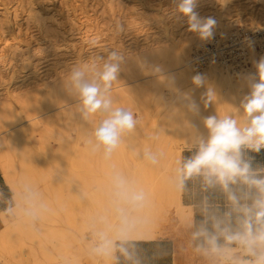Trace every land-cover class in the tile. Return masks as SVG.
<instances>
[{"label":"bare ground","instance_id":"6f19581e","mask_svg":"<svg viewBox=\"0 0 264 264\" xmlns=\"http://www.w3.org/2000/svg\"><path fill=\"white\" fill-rule=\"evenodd\" d=\"M100 1L102 2V4H99L101 10L98 15L95 12L92 13L94 11L93 10L91 14L90 11L86 12V14L84 13L85 16H83L82 18H75L69 14H67L66 17H63L58 13V10L55 11L54 9H48V6H35L32 3L28 4V18L26 19L27 25H30L31 28L35 29V36H38L40 40L36 41V39L33 38V35L31 36L33 38V41H30L32 39H29V41L18 40L10 46L6 53H0V76L1 70L4 71L6 67L7 70L9 69V71H12L14 70L13 68L18 64L25 67L27 66L26 68H29L28 65L30 66L31 64V68L29 69V71H31V74H33L35 78H38V69H40L39 67H41V65H38V62L42 60H44L46 63H48V61H51L54 64L63 62L64 64H66L65 69L63 70L64 73L70 67L68 66V62L74 64L78 61L87 60V58L83 59L82 57L84 50V47H82L83 38L92 35L95 30H98L101 27L100 29L104 28L106 32L111 34H118L119 32L121 34H124L123 39H126L127 42L126 48H123L125 41L123 42V40L121 39L117 42L118 45L115 50L124 52L128 56V60L123 66V68H128L126 69L127 71L131 68L136 69L134 67H136L135 65H137V71L134 72L133 69L132 71L136 73L137 76L142 75V72L144 74V71H142L140 67V61L142 60L146 61L149 65H159L163 70H165V68L167 69L168 67L174 68L170 70V72H167L165 74H169L175 78L176 88L178 85L185 86L180 90L181 92L192 91L194 89V85H192L191 83L192 77L196 74H202L206 78L208 84L215 90L216 94L211 97V105L205 108L203 94L205 93L206 89L200 88L194 90L193 95L201 106V115L207 116L218 114L222 116L224 114H235L236 116H239L243 119V115L241 112L237 111V107L240 100L243 98L241 95H244L249 91L245 81V77L249 74L255 73L254 63L258 61L255 56L260 55V58L264 57V54H261L264 52V0H228V3L226 5H222L219 0H198L196 11L199 13V15L201 17H204L201 14H203L204 12H208L211 15L210 17L215 18L217 21V25L214 30V37L211 39L213 41V50H208L206 48V45L202 47V44L207 41H201L195 33L188 31L186 18L176 19L171 15L172 9L175 6L173 0H147L148 4L133 3L136 2L135 0ZM234 4H243L246 8H248L250 14L248 20L242 21V19H240L242 15V9L239 11L240 13H236L235 15L232 14L230 10ZM204 8L210 10H204ZM121 20H123L124 29L119 28V26L121 25ZM1 24V27L5 25L4 27L7 28L9 26L7 22ZM114 26H116L117 29H115ZM247 26H251L253 29H261L260 31H256L258 33H251V40H255L254 43L257 42L256 39L258 35H263V38L261 39V42H259L260 44L258 46L248 44L249 40L236 42V40L238 39L237 36H235L237 35V29ZM229 33H233V35L228 36ZM38 43L42 46L38 45ZM196 47H200L201 49H198L195 53L194 51ZM191 52H194L193 56H191ZM44 55H46L45 58H42L41 60H38V58L36 59V57H41ZM250 58L252 59V61ZM45 59L48 60L46 61ZM247 60H250L253 63V67L246 69L240 68L248 67L245 66L247 63H244V65L242 64V62H247ZM33 61L35 64L33 63ZM205 62L206 66L202 67L204 66ZM226 62L230 64H227ZM195 65L197 66V69L194 68ZM231 66L240 68L241 70H234L232 73L233 75H231L227 70L228 68H231ZM199 67L202 68L199 70ZM13 72L14 71H12V73ZM125 75L126 73L124 74V76ZM136 75L135 77H137ZM234 75H237V81L234 80ZM57 76L58 75L55 74V72L51 74H45L41 79L37 80L38 82H36V84L34 85V87H36L35 92L39 93L40 96L44 93L47 94L48 92L45 91H49L50 89H52L53 83L58 79ZM3 77L5 78L6 76ZM53 78L55 79L53 80ZM122 79L123 80L120 79L121 81L115 82V84L118 86L114 85L115 88L113 87L115 89V92L112 93L113 99L126 100L128 98L129 100H131V95H136L138 93L141 94V92L144 93L145 90L141 92H139V90L137 92L134 89L130 88L132 84H135V81L131 82V79L129 78L130 82H125L127 81V79ZM10 80L12 79H9V81ZM161 80H163V78H161ZM123 81L125 82V84H123ZM141 81L144 80L142 79ZM57 82L60 83V85H56L58 87L57 91L53 89V94H50V92L48 93V95L50 94L52 96L45 99L44 102L41 101L44 103V106H46V108L55 106L58 102L64 100L66 101L70 99L71 101V99H75L63 88L61 77L59 80H57ZM120 82L122 83L120 84ZM158 82H160V80H157V84ZM154 84H156V82H154ZM154 84L152 85V83H150V87H157V85ZM147 85H149L148 82ZM162 85L163 83H161V85L159 86ZM134 87L136 89V86ZM29 88L31 87L24 85L22 87L16 86V88L13 87V89H11L8 83L4 86L3 91L5 92L0 93V175H2L5 184L12 192V201L17 202L19 200L20 181H25L30 184L33 182H37L38 185L39 182H41L42 185L44 183V180L46 181L47 179L49 180H47L48 184L50 183V181H52L53 178L49 177V175H53L54 173L56 174L57 172H55V169L53 174H51V171V173L48 175L49 172H46L47 168L45 169L43 165L46 160L52 161L54 165H58V161H65V164L66 162L68 163L67 167L69 165H73V167L75 168L77 165L82 163V161L83 163H85L86 158L85 154H82L78 151L79 149H77L78 147L77 145H75V143H73V141L68 140L66 137H62L61 134V141L59 146L62 148V152L60 150L59 154H53L52 150H48L52 151V154L50 155H47V150L45 154L38 152V150H40L41 148H43V151L45 150L44 148L46 147L48 141V137L46 135L50 131V128L48 131V127H52V124L50 125V123L46 122V119H39L41 116L43 117L46 115H43L45 114L43 113L40 114V116L38 115L39 109L37 110V112L33 109V107H38L37 105L40 104L39 98V102L36 101L38 103L37 105L31 104L33 102L34 104H36L35 101L29 103L30 97L29 94H27V89ZM170 92L173 91L170 90ZM39 94L36 96L39 97ZM46 94L43 96H46ZM161 95L162 94H160V96ZM142 96L141 98H143ZM133 97L134 98H132V100L136 99L137 95L136 97ZM138 98L139 97H137V99ZM161 98L163 100V96ZM161 98H158V101H160L159 99ZM175 101L176 93L173 92L172 97L169 99V102L167 103V100L165 101V109L163 108V111H159V113L157 111V113H155L154 115L151 114V116L145 118L146 125L141 126V128L139 127L140 129L138 130L136 128L132 134L128 135L110 160H105L103 158V155L101 158L102 162L100 160V162L102 163V167L104 166L106 169H110L112 166H119L122 160L124 161V158H129V160H131V167L128 165V167H130V171L126 172L130 173H128L129 175H127L135 182L137 187L143 188L149 194L150 207L144 213V215H146L148 218V222L141 228L137 240L149 241L154 240L159 236H164L165 234L159 228L160 223H162L163 221H174L180 226V228H186L187 219L192 215L191 208L184 206L181 202L182 192L175 190L171 182L175 174V162L181 158L182 149L191 148V139L194 131L189 127L188 121L184 117L183 113L171 109L174 106ZM123 102L126 103V101ZM75 103L76 105L73 106L72 104L73 107L71 106L72 109L69 110L67 109L68 106H66V103L65 107L67 110H65L67 112L63 111V114L60 113L62 114V116L58 115L59 107L57 106V116H59L60 118H66L65 121H67L68 119V121L71 122L72 117H77L79 115V113L77 112V102L75 101ZM68 104H70V102ZM40 107L42 109V106ZM48 111L51 112L50 109ZM144 112H142L141 114H144ZM59 117H57V120H59ZM93 118L90 120V122L94 120ZM191 119L199 122V118ZM24 120H26L27 126L25 125L24 127L26 128H21L23 127L21 121ZM49 120L51 122L50 118ZM75 121L76 120H74L73 122ZM95 122L96 121L94 120L93 123ZM239 122L241 124L243 123V121L241 120ZM82 127L83 126L74 127V129L75 132H77L79 135L84 136L86 134H84V132L87 131L85 129L84 131ZM52 128L55 129L54 127ZM68 129L70 128H67L66 130ZM41 130L43 131L40 132ZM53 131L55 130H52V132ZM85 141L87 149L91 148V146L87 142L88 139H86ZM145 149H150L152 152L162 154L160 155L159 163L157 165H152L143 159L142 154ZM69 150H71V152L73 151L71 155L66 154ZM56 153H58V151ZM66 157L67 160H65ZM125 160L127 161V159ZM49 161L46 163L48 164ZM47 164L45 165L47 166ZM59 164L61 165V162ZM63 165L61 166L65 169V166ZM49 168L51 167H48V169ZM70 168L72 170V166ZM67 172L62 173L67 174ZM106 174H108V172ZM55 177H57V175H55ZM59 177L61 179V175H59ZM67 177H69L68 174ZM69 178L71 179V177ZM83 181H85V179H82V182ZM62 182H65V180ZM62 184L64 185V183H61V185ZM87 184L86 187L90 188L91 186H87ZM51 185L55 186L52 182L49 186ZM49 186L43 185V189L46 190L45 188ZM55 189L57 188L53 187L54 191ZM60 189L61 187L59 188V190ZM70 189L72 190V187ZM92 189H95V187ZM53 190H49L48 188L47 192ZM59 190H57V193H59ZM88 190L89 189H87V191L85 192L88 194L87 199H83V201H88L90 204H95L99 207L102 206L105 202V199H107L106 194L108 193V190L106 189V185L100 182L97 184L96 190L92 191L91 193H89ZM63 192L65 194V191ZM68 193L74 194V192L70 191ZM51 195L54 197V195L56 194L51 193ZM76 195L77 193L75 194L74 198L69 197V199L71 198L69 200L70 203H72V205L74 206L79 205L82 201V199H80V195ZM58 199L61 201L60 197ZM0 222L2 224V227H0V264H49L46 263V261H49L47 260V254L43 251L42 253L38 254L35 247L33 246V238L31 236L29 237V235L34 232V229L27 222H25L23 218H8L3 213H0ZM35 232H38V230ZM47 232L48 231H46V233ZM50 234L51 236L54 235L53 233ZM59 234H55L54 237H59ZM178 234L181 235L180 233ZM66 238L67 237H65L64 235V239ZM60 239L62 240V238ZM68 240L66 241V243L68 242ZM85 247L87 248L86 251L89 252L90 246L85 244L84 248ZM186 248H182L181 251L179 249L181 257L179 258V260H176L177 264H203L205 262V259H203L202 256H199L190 250L188 251V249L186 250ZM58 249L61 250L60 252H62V250L64 252L65 248L60 247ZM90 255L91 254H89V260H94L93 264L96 262L97 264H113L114 262L111 259L93 255H91L90 258ZM61 264H80V262L78 261V259L74 258L71 261L69 259H66Z\"/></svg>","mask_w":264,"mask_h":264},{"label":"clouds","instance_id":"9594fccd","mask_svg":"<svg viewBox=\"0 0 264 264\" xmlns=\"http://www.w3.org/2000/svg\"><path fill=\"white\" fill-rule=\"evenodd\" d=\"M219 2L226 5L228 0ZM173 3L171 15L186 18L188 31L201 41L214 37L217 21L199 15L198 0H173ZM127 60L124 52L110 50L106 56L96 55L72 64L62 76V86L75 98L81 119L100 117L87 142L93 152H102L105 160L112 158L138 124L133 111L117 106L112 96L113 84L119 81ZM140 67L176 93L171 109L183 113L194 130L190 155L175 162L173 187L184 192L189 182L199 181L204 192L219 190L225 197L222 211L207 196L201 199L200 219L192 214L186 222L188 247L210 264H264V165L256 164L251 155L264 150V57L254 63L255 73L245 77L249 91L237 107L243 115L242 124L232 114L201 115L194 90L206 89L205 108L216 94L202 74L192 77V91L181 92L175 87V78L165 74L159 65L142 60ZM191 118H199V122ZM142 155L144 160L157 165L162 154L145 149ZM107 175L109 208L88 220L92 234L89 252L115 264L121 258L125 264H142L137 238L148 222L144 213L150 207L149 194L115 166ZM19 187L18 202L9 201L3 214L21 217L35 227L54 209L34 185L20 181ZM87 195L81 192L80 199H87Z\"/></svg>","mask_w":264,"mask_h":264},{"label":"rangeland","instance_id":"374dc122","mask_svg":"<svg viewBox=\"0 0 264 264\" xmlns=\"http://www.w3.org/2000/svg\"><path fill=\"white\" fill-rule=\"evenodd\" d=\"M93 1H95V2H93ZM135 1L136 2H133V3L148 4L147 0H135ZM31 3L33 5H35V6L36 5H44V6H48V9L49 8L50 9H54L55 11L58 10V13L61 16H63V17H66V15L69 14V15H72L73 17H75V18H82L83 16H85L86 12L90 11V14H91V12L93 10L94 11L92 13L95 12L98 15V13L101 10L100 5L102 4V2L100 0H0V53H3V54L6 53L7 50L10 48V46L14 42H17L18 40H22V41L27 40V41H29V39H32L30 41H33V38L36 39V41L40 40L38 36H35L36 35L35 29L31 28L30 25H27V21H26V19L28 18L27 17V15H28V4H31ZM55 7H56V9H55ZM241 9H242V12H241L242 15H241L240 19H242V21L248 20L249 17H250V14H249L248 8H246L245 5H243V4H234L231 7L230 11L232 12L233 15H235L236 13L237 14L240 13L239 11ZM204 10H210V9L204 8ZM201 15L204 16V17H210L211 16L208 12H204ZM5 22H7L8 25H9V26L7 25L8 29L6 27H4L5 25L1 27V25H2L1 23H5ZM120 23H121V25L119 26V28L120 29H124L123 28V20H121ZM114 27H115V29H117L116 26H114ZM100 28L98 30H95L92 35H89L88 37H84L83 38V43H82V47H84L83 54H82L83 59H86V58L88 59V57H92V56H96V55H104V56H106L108 51L116 49V47L118 45L117 42L120 41L121 39L123 40V42L125 41L124 42L125 44L123 45V48H126L127 42H126V39H123L124 38V34H121L120 32L118 34H111V33L106 32V30L104 28H102V29H100ZM260 30L261 29H259V30L258 29H253L251 26L238 28L237 32H236L237 35H235V36H237L239 41H243V40L247 41V40H249L248 44L253 45V46L254 45L258 46L260 44L259 42H261V39L263 38V35H258V37L256 39L257 42L254 43L255 40L254 41L251 40V38H252V34L251 33L252 32L253 33H258L256 31H260ZM231 35H233V33H229L228 34V36H231ZM31 36H33V38ZM225 40H227V39H225ZM93 42H95V43H93ZM212 44H213V41L210 40V41H207V42L203 43L202 47H204L206 45L207 49H213ZM38 45H40V44L38 43ZM40 46H42V45H40ZM198 49H201V48L200 47H196L194 52L196 53ZM194 52L193 53L191 52L192 53L191 56H193ZM45 57H46V55L41 56V57H36V59L38 58V60H41L42 58H45ZM255 57L258 60L260 59V55H257ZM45 60L47 61L48 59H45ZM43 61L44 60L38 62V65L39 66L41 65V67H39L40 69H38V73L39 74L37 73V75L39 76L38 78H35V76H33V74H31V71H29V69L31 68L30 67L31 64H30V66L28 65L29 68H26L27 66L25 67V66H22V65L18 64L17 66H15L13 68L14 69V70H12V71H14L13 73H12V71H9V69L7 70V67L4 69V71L1 70V76L2 77L0 76V79H1L0 80V85H2V86H0V87H2V88H0V93L5 92V91H3L4 90V86L7 85L8 83H9V87H11V89H13V87L16 88V86L17 87H22L24 85L28 86V87H31V88L27 89L28 90L27 94H29V97L32 98V99L29 98V103H31L32 101H35L36 104H34V102L31 103V104L37 105L38 104L37 102L40 101L39 105L42 106L43 110L41 109V107L39 105H37L38 107L35 106L36 108L33 107V105H32L33 109L36 112L39 109L38 110L39 111L38 115L45 113L43 115H46L47 117L46 116L42 117L40 115L41 117L39 119H46V122L50 123V125L52 124L51 126L55 128V129H53L50 126L48 127V131H49V128H50V131L46 135L48 137V139H47L48 141H47L46 147L44 148L45 150L43 151V148H41V149L39 148L40 149V150H38L39 153L45 154L46 150H47V152H46L47 155L52 154V151H53V154H59L60 150L62 152V148L59 146L60 141H61V139H60V137H61L60 134H61L62 137H64V138L66 137L68 140L73 141V143H75V145H77V147H78L77 149H79L78 151L81 152L82 154H85V157L87 159L85 158V163H83V161H82V163H80L81 165L79 164L75 168L73 167V165H69L68 166L69 168H68L67 167L68 163L66 162V164H65V161L64 162L58 161L57 162L58 165H54L53 162L49 161V160H46L45 163H43L44 168L45 169L47 168L46 172L47 171L49 172V173L47 172L48 175L51 173V171H52L51 174H53V172L56 169V171H55V172H57L56 174L54 173L53 175H49V177L53 178L52 181H50V183L52 182L55 186H53V185L49 186L50 183L48 184V181H49L48 179H47L48 181L44 180V183L42 185H41V182H39L40 186L38 185L37 182H33L31 184L32 185L34 184L36 189L41 193L42 198L44 199V201L47 202L54 209V211L52 212V214L45 216L35 227L30 225L34 229L33 233L35 234V236L32 233V234L29 235V237L31 236L33 238V242H34L33 246L35 247V249H36L38 254L42 253V251L47 254V260H49V261H46V263H49V264H61L66 259H69L71 261V260H73L75 258V259H78L80 264H93L94 260L93 261H91V259L89 260L90 252L86 251V249H87L86 247L84 248L85 244L90 246V242L92 240V234L88 230V220L95 213H97V212H99L101 210H107L109 208V196H108V193H109V181H108V175L106 174L109 171V168L106 169L104 166L102 167V163H101L102 162V160H101L102 152L101 153L100 152H93L91 148L87 149L85 140L89 139L90 134H91L93 128L98 123V120L100 119V117L99 116H94L95 118L91 117L88 121L84 122L85 120L79 118L80 115H78L77 117L74 116L75 118L72 117V121L71 122L68 121V119H67V121L69 123L67 121H65L66 118H63V117L60 118L59 116L60 115L62 116L63 111L67 112L66 111L67 109L68 110L72 109V107L74 105H76V103H75L76 100L75 99L74 100L71 99V101H70V99L68 98L69 100L61 101L63 103V107H62V103L58 102L57 103L58 105L56 104L55 106H52L50 108H46V106H44L43 102L48 97L52 96L50 94L54 93L53 89H55V91H57V89H58L57 86L60 85V83H58L57 80H59L60 77L62 78V76L64 74L63 70L65 69L66 64H64L63 62H59L57 64H54L51 61H48V63H46L44 61V63H45L44 64ZM251 61H252V59H251ZM251 61L247 60V62H242L243 65H244V63H247L245 66H248V67H240V68L246 69V68L253 67V63ZM33 63H34V61H33ZM226 63L230 64L228 62H226ZM68 64H69L68 66L72 65L69 62H68ZM135 66L136 67H134V68H136V69L131 68L128 71L126 70L128 68L124 67L122 72H121V76L122 75L124 76L125 73H126V75L124 77L120 76L119 78L121 80H123L122 78H124L125 80L127 79V81H125V82H130L129 81V78H130L131 82L135 81V84H132L130 88L134 89L137 92L139 90H140L139 92L145 90L144 93L141 92V94L140 93L136 94L137 97H139L138 99H137L136 95H131L132 98H134L133 96H135L136 99L132 100V98H131V100H129L127 98L126 100L125 99H123V100L121 99L122 101L120 99H114V100L116 101L115 103H116L117 106L125 107V108L133 111V113L135 114V116H136V118L138 120V124H137V127H136L137 130H138V129L141 128V126L146 125V119L145 118H148V116H151V114L154 115L155 113H157V111H158V113H159V111L160 112L163 111V108L165 107L164 103H166L165 101L167 100V103L169 102V99L172 97V93L173 92H170V90L167 89L164 86V84L162 86H159V85H161V82H158V84H157V80L158 79L155 76H153V75L145 74V72L143 74V72H142L141 73L142 75L137 76L136 73H134L135 71H137V65H135ZM205 66H206V62L204 63V66H202V67H205ZM196 67L197 66L195 65L194 68H196ZM202 67H199L198 69L200 70ZM240 68H236L234 66H231V68H228L227 70H228V72L231 75H233L232 74L233 71L234 70H241ZM132 69L134 70V72L132 71ZM138 69H139V65H138ZM172 69H174V68L168 67L167 69L165 68V70H163V71H164V73H167V72H170V70H172ZM124 70H125V72H124ZM53 72H55V74H57L59 77L57 76L58 79L53 83L52 89H50L51 91L50 90L49 91H45V92H48V93L50 92V94L48 95V93L47 94L44 93V94H42L40 96L39 93L35 92L36 91V87H34V85L36 84V82H38L37 80L41 79L45 74H49V73L51 74ZM135 75L137 77H135ZM3 76H6V77L4 78ZM150 77H152V78H150ZM233 77H234V80H236V81L238 80L237 75H234ZM161 78H163V77H160V79ZM9 79H12V80L9 81ZM54 79L55 78H53V80ZM120 79H119V81H121ZM137 79H138V81H137ZM142 79L144 81H141ZM151 81H153V82H151ZM125 82L123 81V84H125ZM147 82L149 83V85H147ZM154 82H156V84H154ZM12 83H14V84H12ZM121 83L122 82H120V84ZM150 83H152V85L153 84L157 85V87L153 86L154 88H151L150 87ZM114 85L118 86V85H116L114 83L113 84L114 88H115ZM141 85H143V86H141ZM129 86H126V87H129ZM134 86H136V89H135ZM140 86L143 87V88H141ZM113 87H112V89H113L112 93L115 92V89ZM184 87L185 86H183V85H178L177 89L181 90ZM148 88H149V90H148ZM159 93L162 94V95L160 96ZM247 93L248 92H246L244 95H246ZM38 94H39V97L36 96ZM45 94H46V96H43ZM31 95H32V97H31ZM244 95H241V96L243 97ZM141 96L143 98H141ZM162 96H163V100L161 98ZM35 97L37 98V100H36ZM38 98H39V101H38ZM158 98H161V99H159L160 101H158ZM118 100L121 101L122 103L119 102ZM41 101H43V102H41ZM68 101L70 102V104H68L69 103ZM123 101H126V103L123 102ZM162 103H163V105H162ZM65 104H66V106H68L67 109L65 107ZM72 104H73V106H72ZM57 106L59 107V110H58L59 113L57 111V109H58ZM54 107H55V109H54ZM44 108H46V109H44ZM49 109L51 110V112H53V110H54V112L53 113L49 112L48 111ZM144 110H145V112H144ZM46 111H48V112H46ZM142 112H144V114H141ZM57 113H58L59 116H57ZM60 113H62V114H60ZM53 115H55V116H53ZM146 115H147V117H146ZM232 115L237 120L243 121V119L240 118L239 116H236L235 114H232ZM56 116L59 117L58 118L59 120H57ZM49 118L51 119V122H50ZM92 118L96 121L95 123H93L94 120L90 122V120ZM74 120H76L77 122L76 121L73 122ZM24 121H21V123L23 124L22 125L23 127H21V128H26V127H24L26 125V120H24ZM57 121H58V123H57ZM83 122H84V124H83ZM87 122H89V123H87ZM142 123H143V125H142ZM78 124H80V125H78ZM60 126H62L63 128L60 127ZM65 126H66V128H65ZM79 126H83L82 127L83 130L85 129L87 131V132H84V134L86 133L85 135L87 137L85 135L81 136L77 132H75L74 127H79ZM92 126H93V128H92ZM88 127H90V128H88ZM67 128H70V129L66 130ZM51 129L55 130V131L52 132ZM42 131L43 130H41L40 132H42ZM61 131H63L64 134ZM53 133H54V135H53ZM57 141H59V142H57ZM49 145H50V147H49ZM46 148H49V149H46ZM184 149H182V151ZM48 150H52V151H48ZM57 151H58V153H56ZM67 152H68V153H66L67 155H71L73 151L71 152V150H69ZM125 159H127V161ZM65 160H67V157H66ZM100 160H101V162H100ZM48 161H49V163L47 164L46 162H48ZM124 161L122 160V162L119 164V166H115V167L117 169H119L120 171H122L124 174L127 175L128 173H130V172H126V171H130L131 160H129V158H124ZM60 162H61V165L64 164L63 166H65V169H64V167L62 168V166L59 164ZM45 164H47V166ZM49 164H50V166H49ZM52 165H54V166H52ZM128 165L130 167H128ZM71 166H72V170L70 168ZM48 167H51V168L48 169ZM66 168H67L68 172H67ZM58 170L61 171V172H59ZM104 170H106V171H104ZM62 172H67L68 176L71 177V179L69 177H67L66 173H62ZM0 173H1V171H0ZM65 174H66V176H65ZM55 175H57V177L59 179L57 177H55ZM59 175H61V179H60ZM68 179H70V180H68ZM82 179H85L86 183H85V181L82 182ZM64 180H65V182H62ZM80 180H81V183H80ZM90 182H92V183H90ZM100 182L104 183L106 185V189L108 190V193L106 194L107 199H105V202H104V204L102 206L99 207V206H97L95 204H90L88 201H83V200L77 206H74V205H72V203H70L69 200L71 198L69 199V197H73L74 198L76 193H77L76 196H79L81 192H86L87 189H89L88 191H89V193H91L92 191L96 190V186ZM61 183H64V185L62 184L63 185L62 186ZM65 183L69 187H67L65 185ZM94 183H96V184H94ZM86 184H87V186H91V187L87 188ZM43 185L44 186L48 185L49 187L45 188L46 190H44L43 189L44 188ZM38 186H39V188H38ZM70 186L72 187V190L70 189L71 188ZM93 186L95 187V189H92V188H94ZM53 187L57 188V189H55V191H54ZM60 187H61V189L59 190ZM66 187H67V190H66ZM48 188H49V190L51 189L54 192L53 191H48L47 192ZM62 188H64L65 190L62 189ZM57 190H59L58 191L59 193H57ZM73 190H75V191H73ZM63 191H65V194H64ZM69 191L70 192H74V194L70 193V194H72V195H70L68 193ZM51 193H55L56 195H54V197H53L52 196L53 194L51 195ZM58 196L61 198V201L58 199L59 198ZM57 199L60 202H58ZM7 217L9 218V216H7ZM0 227H2L1 222H0ZM40 228H41V230H40ZM159 228L165 234L164 236L180 237V238H178V240L184 238L185 230L187 229V227L186 228H180V226L174 221H169V222L168 221H163L162 223H160ZM37 230H38V232H35ZM50 230H51V232H50ZM46 231H48L47 232L48 234L46 233ZM55 232H57L58 234L60 233L63 237L59 234V237L55 236L56 237L55 238L54 235L55 234L57 235V233H55ZM50 233H53L54 235L52 234L53 236H51ZM178 233H180L181 235H179ZM64 235H65V237H67L69 239L68 240L66 238L68 240V242H67L68 244L66 243L67 240L64 239ZM36 236H38V237H36ZM46 236H47V238H46ZM39 237H40L41 241L39 240ZM60 238H62V240ZM42 240H43V242H42ZM63 240H65V241H63ZM177 243H178V241L176 242V244ZM58 246H60L61 248L63 247L65 249H67V250L64 249V252L62 250V252H63V254H62V252H60L61 250L58 249V248H60ZM55 247H57V248H55ZM82 249H83V251H82ZM38 257H39V255H38ZM180 257H181V253H180L179 258ZM90 258H91V255H90ZM94 264H97V262L94 263ZM206 264H210V262L207 260Z\"/></svg>","mask_w":264,"mask_h":264},{"label":"crops","instance_id":"0c3cea01","mask_svg":"<svg viewBox=\"0 0 264 264\" xmlns=\"http://www.w3.org/2000/svg\"><path fill=\"white\" fill-rule=\"evenodd\" d=\"M190 149H184L181 156L190 155ZM251 155L254 157L256 164L264 165V150H261L260 153H252ZM204 196L209 198L216 209L222 211L225 207V197L219 190L204 192L199 181H191L187 190L181 193V202L184 206L191 208L192 214H195L197 220L200 219L198 205ZM9 201H12V192L5 184L2 175H0V213H3V209L7 207ZM178 238L180 237L159 236L149 241L137 240V253L142 264H176V260L180 256L179 249L181 251L182 248L187 247L186 250L192 251L188 247V228L185 230L184 238L180 240ZM177 241L178 243L176 244ZM202 258L205 259L204 257ZM206 263L207 260L205 259L204 264ZM113 264H115V261ZM119 264H125L123 258H121Z\"/></svg>","mask_w":264,"mask_h":264},{"label":"built area","instance_id":"2783aa9c","mask_svg":"<svg viewBox=\"0 0 264 264\" xmlns=\"http://www.w3.org/2000/svg\"><path fill=\"white\" fill-rule=\"evenodd\" d=\"M236 42H239V40L237 39V40H236ZM208 50H213V49H208ZM261 54H264V52H263V53H261ZM241 60H242V59H241ZM200 63H201V62H200Z\"/></svg>","mask_w":264,"mask_h":264}]
</instances>
